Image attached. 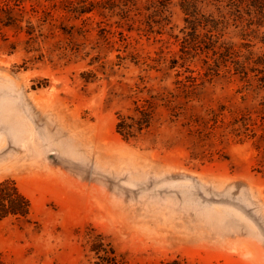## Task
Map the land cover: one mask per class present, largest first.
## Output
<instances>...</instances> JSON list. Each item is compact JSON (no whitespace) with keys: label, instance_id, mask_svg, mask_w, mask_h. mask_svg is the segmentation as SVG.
Instances as JSON below:
<instances>
[{"label":"rangeland","instance_id":"374dc122","mask_svg":"<svg viewBox=\"0 0 264 264\" xmlns=\"http://www.w3.org/2000/svg\"><path fill=\"white\" fill-rule=\"evenodd\" d=\"M246 4L0 0V182L31 203L0 264H264V87L221 59L259 51Z\"/></svg>","mask_w":264,"mask_h":264},{"label":"trees","instance_id":"16d2710c","mask_svg":"<svg viewBox=\"0 0 264 264\" xmlns=\"http://www.w3.org/2000/svg\"><path fill=\"white\" fill-rule=\"evenodd\" d=\"M170 1V0H165ZM182 7L187 12L192 20L190 24L195 28L202 24L204 16H202L197 10V5L200 0H181ZM233 6L246 4V15L250 18L246 20L248 27L254 26L256 29L252 31L255 35L260 48L259 51H253L255 45L246 44L244 49L245 54L235 52L231 48H225V52L222 53V63L231 61L234 65L235 74L248 78L251 74L256 78L257 82L264 87V0H230ZM239 13V10L236 11ZM238 18H241L238 15ZM261 34V37H260ZM126 122L121 119L117 125L118 133L125 139L134 137V126H126ZM137 130H141L142 127H147V120L143 119V122L139 124ZM31 211V203L29 199L19 191L18 187L13 181L5 180L0 182V221L6 218L24 219L27 218Z\"/></svg>","mask_w":264,"mask_h":264}]
</instances>
